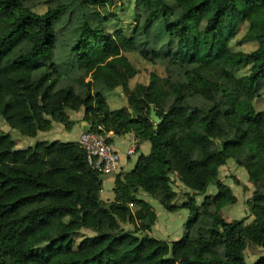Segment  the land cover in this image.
<instances>
[{
  "label": "trees",
  "instance_id": "trees-1",
  "mask_svg": "<svg viewBox=\"0 0 264 264\" xmlns=\"http://www.w3.org/2000/svg\"><path fill=\"white\" fill-rule=\"evenodd\" d=\"M28 1L0 0V77L19 83L16 89L7 85L2 95L5 123L35 137L53 121L70 129L69 113L82 110L90 131L133 132L149 141L150 151L138 155L132 170L116 174L114 199L106 202L100 198L102 173L78 142L40 140L16 148L10 133L0 131V264H264V254L253 262L244 254L248 243L264 249V110L253 105L264 94V0H127L130 32L108 30L109 17L93 8L113 0H46L42 13ZM243 23L239 43H256L246 52L229 45ZM59 35L72 41L66 68L54 61ZM189 37L190 56L175 57ZM129 44L146 61L143 67L124 51ZM149 63L161 65L164 74L146 71ZM8 66L25 72L13 76ZM241 66L249 72L231 75ZM201 69L234 81L244 111L238 121L229 120L241 128L236 140L214 138L209 111L216 103L197 88L213 84ZM42 81L48 83L38 94ZM105 90L121 92L124 105L111 109ZM151 106L162 118L157 129ZM228 159L254 186L250 221L222 217L221 208L236 202L219 179ZM173 178L187 193L183 198ZM209 184H215L214 194H205ZM141 192L168 211L187 208L178 240L154 238L138 225L121 230L122 222L139 221L146 229L154 223ZM196 195L203 196L200 203ZM81 229L94 234L75 243Z\"/></svg>",
  "mask_w": 264,
  "mask_h": 264
},
{
  "label": "rangeland",
  "instance_id": "rangeland-1",
  "mask_svg": "<svg viewBox=\"0 0 264 264\" xmlns=\"http://www.w3.org/2000/svg\"><path fill=\"white\" fill-rule=\"evenodd\" d=\"M30 7L33 11L42 13L46 10L48 3L46 0H29L28 1ZM95 10L99 12L100 15L109 17V22L106 24V28L108 30H117L123 29L127 32H130L133 26V18L129 16V6L127 5V0H113L112 3H107L105 5H98L93 7ZM115 14L117 17L112 16ZM63 22V21H62ZM246 24H241L239 31L237 32L234 39L230 42V47L232 50H242L249 51L255 48L256 43L254 42H246L239 43V40L245 33ZM202 30V27H201ZM201 44L197 47V52L199 56L202 55L204 47L203 41L205 39V35L201 32ZM72 41L66 38V36L59 35L58 45L54 50V61L59 65L61 64L62 68L69 67L71 64L68 56L69 44ZM192 43V38H188V45L186 47H178L174 50V56L177 58L187 59L190 54V45ZM124 51L127 53L129 57L136 63L139 67H143V63L146 64V61H140V55L137 52V48L133 44L126 45ZM149 63L148 65H150ZM150 71H154L157 74H164V69L159 64H152L150 67L147 66ZM7 71L13 76H19L25 72L24 69L15 68L13 66H8ZM141 72L139 77L141 79L145 78V72ZM249 72V66H241L238 68H234L230 70L231 75L240 76ZM200 73L207 78L213 86L208 88L206 86L199 85L197 88L199 92L207 98L215 101V106L209 111V115L213 121V131L214 138L218 143H221L224 140H236L241 134V128L238 126H231L229 120H234V122L238 121L242 114L243 110L239 109L237 106V99L234 93L235 84L230 76L220 75L210 70L201 69ZM71 78V77H70ZM87 76L85 80H88ZM62 83H67L65 79H63ZM48 81H42L37 86V92L40 94L44 87L47 85ZM9 85L13 88H18L19 83L15 80H6L4 77H0V110L3 104V93L5 91L6 86ZM120 98H119V96ZM104 96L107 100V104L111 109L122 107L124 104V98L121 92H117L116 90H105ZM253 105L256 110H264V94L260 97L253 100ZM0 131L8 132L14 139L16 148H23L29 145L30 140L34 139L29 136L21 135L17 130L12 129L5 123L3 118L0 115ZM36 139H34L35 141ZM33 141V142H34ZM145 144L148 146L146 152H149V142L145 141ZM219 179L228 185L231 189V192L234 194L236 198V202L234 204L225 205L221 208L222 217L226 221H232L235 219L246 218V221H250L253 217L250 214L249 209V200L254 191V186L248 181V177L246 171L238 166L232 159H228L227 162L219 168ZM171 185L174 189L179 191V195L183 198L187 193L182 192L181 184L178 179L173 178L171 180ZM216 192L215 184H209L205 194H214ZM141 198L146 200L155 212L156 220L155 223L149 226L148 229L144 228V226L139 222H122L120 224V228L122 231L125 230H133L139 226L138 229L140 232H146L157 239H161L164 241H173L178 240L182 235V224L186 220L188 216L187 208H178L175 211H168L162 205L160 200L157 197L150 196L144 192L140 194ZM203 196L196 195L197 203L202 201ZM182 200L179 198H175L174 204H181ZM131 209L134 210L135 206L132 205ZM94 234V231L91 229H81L77 234L75 243L79 241L82 236H89ZM245 259L247 262H253L258 256L264 254V249L258 247L253 243H248L245 250ZM214 256L213 254H211Z\"/></svg>",
  "mask_w": 264,
  "mask_h": 264
},
{
  "label": "crops",
  "instance_id": "crops-1",
  "mask_svg": "<svg viewBox=\"0 0 264 264\" xmlns=\"http://www.w3.org/2000/svg\"><path fill=\"white\" fill-rule=\"evenodd\" d=\"M82 116H83L82 110L77 112L72 111L69 113V119L73 122L70 129H66L63 124L53 121L51 127L48 130L39 131L37 132L35 137H31V138L36 139L35 141L60 140L63 142H70V141L77 142L80 134L83 131L89 130L90 128L89 124L83 120ZM110 135H111L110 136L111 141L113 142L114 147L119 154V163L115 174L102 173L100 175V178L102 179V189L100 191V198L106 202L114 199L115 196L114 180L116 174L119 173L123 174L125 172L132 170L138 155L140 153L146 154L145 153L146 149H148V146L145 144V141L147 140H141L137 138L133 134V132H127L123 134H115L111 132ZM34 139L30 140L29 145L35 142ZM130 148L133 149V152L128 153V150ZM149 151H150V146H149Z\"/></svg>",
  "mask_w": 264,
  "mask_h": 264
},
{
  "label": "built area",
  "instance_id": "built-area-1",
  "mask_svg": "<svg viewBox=\"0 0 264 264\" xmlns=\"http://www.w3.org/2000/svg\"><path fill=\"white\" fill-rule=\"evenodd\" d=\"M111 131H83L78 139L88 163L105 174H115L119 163V154L110 140ZM133 152L129 149L128 153Z\"/></svg>",
  "mask_w": 264,
  "mask_h": 264
},
{
  "label": "water",
  "instance_id": "water-1",
  "mask_svg": "<svg viewBox=\"0 0 264 264\" xmlns=\"http://www.w3.org/2000/svg\"><path fill=\"white\" fill-rule=\"evenodd\" d=\"M149 118L151 119V121L154 124V129H157V127L159 126L162 118H160L157 114H156V110L154 109L153 106L150 107V113H149ZM147 224H149V221L146 220Z\"/></svg>",
  "mask_w": 264,
  "mask_h": 264
}]
</instances>
